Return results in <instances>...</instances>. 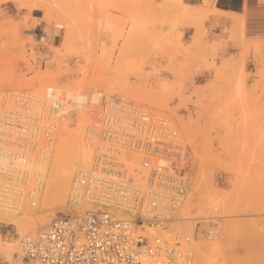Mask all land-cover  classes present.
I'll list each match as a JSON object with an SVG mask.
<instances>
[{"label": "rangeland", "instance_id": "374dc122", "mask_svg": "<svg viewBox=\"0 0 264 264\" xmlns=\"http://www.w3.org/2000/svg\"><path fill=\"white\" fill-rule=\"evenodd\" d=\"M33 3L37 0H0V30L5 32L4 38L0 34V92L9 104L14 105L15 96L30 98L53 84L68 90L63 96L108 87L102 91L107 93L101 111L109 109L110 99L119 103L126 97L169 117L188 151L184 167L192 181V207L185 205L183 211L207 216L192 223L175 221L171 230L191 231L196 221L205 229L217 214V203L205 211L206 193L224 198L217 207L220 243L200 235L196 247L202 252L195 250L194 264H264V51L213 46L207 28L212 2L194 15L181 13L172 0H38V8ZM29 5L43 23L59 26L55 44H46L38 31L37 38L31 37L37 21L29 24ZM47 8L52 22L45 18ZM76 111L70 108L66 114L71 129L77 127ZM65 213L40 215L35 231L16 242L11 258L0 252V264H25L24 238H34ZM0 235L6 242L18 238L16 227L2 222Z\"/></svg>", "mask_w": 264, "mask_h": 264}, {"label": "built area", "instance_id": "2783aa9c", "mask_svg": "<svg viewBox=\"0 0 264 264\" xmlns=\"http://www.w3.org/2000/svg\"><path fill=\"white\" fill-rule=\"evenodd\" d=\"M3 95L0 92V131L7 134V141L2 146L18 151L23 141L21 133L31 131L22 129V118L14 110H19L16 106L20 100L28 101L32 96H15L18 99L11 106ZM51 108V116L57 117L61 109ZM167 136L162 130L150 133L144 144L132 135L129 137L134 140L104 139L96 147L99 154L94 168L81 173L73 187L72 205L76 209L89 207L82 216L65 213L34 238H24L22 261L194 264L200 235L213 240L212 233L221 229L222 217H211L205 229H200L201 223L196 221L191 231H170V223L183 208L191 179L186 175L187 157L180 141L175 137L166 140ZM139 154L146 157L140 159Z\"/></svg>", "mask_w": 264, "mask_h": 264}, {"label": "bare ground", "instance_id": "6f19581e", "mask_svg": "<svg viewBox=\"0 0 264 264\" xmlns=\"http://www.w3.org/2000/svg\"><path fill=\"white\" fill-rule=\"evenodd\" d=\"M172 1L178 6V9L180 8L181 13H184V15L203 13L202 7L197 5L185 2L184 0ZM37 3H33L31 6L38 8L40 4ZM205 3H208V1L205 0ZM46 10H48V14H45V18L51 19V21L54 20V15L49 14L50 10L48 8ZM133 16L135 15H131V18ZM138 18L136 19L138 20ZM132 20L131 22L134 21ZM68 23L71 26V22ZM130 27L132 29V25ZM108 89L106 87L105 90H95L94 93H87L88 91H70L69 96H63V93H66L68 90L62 85L53 84L46 87L42 93L32 95L28 101L25 98L20 100L19 105L16 106L19 110H14V113L22 118V129L28 132L31 131L32 133H21L23 141L18 145L20 147L18 151H10L2 146L7 141L5 138L7 134L0 131V223L15 226L18 234V238L15 241L6 242L0 239V252L7 258L12 257L14 251L17 249L16 242L21 237L26 236L30 231H35L37 228V218L40 215L56 212H75L80 216L83 215L89 205L78 209L72 205L73 187L81 173L94 168L95 160L99 154L96 147L101 145L104 139H112L113 137L125 140L135 139L144 144L146 137L150 133L153 134L162 130L168 135L165 138L166 140H171L175 137L180 141V145L186 153L185 157L188 158L187 146L184 143L180 129H178L179 127L169 117L159 113L153 107L146 104L133 103L127 100L126 97H123L121 101L119 100V103H115L116 100L110 99L108 101L109 109L101 111V100L107 93L104 94L102 91H107ZM67 99L71 103H67ZM31 102H34V104H31ZM53 105L61 109L57 117L51 116V106ZM70 108L76 109L79 113L75 129L70 128L69 118L66 116ZM95 108L101 112H94L95 115L93 117H87L88 113H92ZM17 121L13 122L16 123ZM49 121L52 123H49ZM114 131L118 134H114ZM111 133H113V136ZM131 135L135 138L129 137ZM138 157L143 159L146 156L139 154ZM141 168V166H138L139 170ZM191 183L192 181L189 183V188L183 200V208L176 213L173 222L192 223L197 218L207 217L205 215L203 217L189 216V214L193 213L188 212L189 209H187L190 207L191 196H189V193L193 187ZM206 195L205 199L207 200L203 204L205 211L210 210L212 205L217 203V206L214 204V208L217 213L216 216H218L221 211L217 207L223 206L224 198L214 196L215 198L211 199L209 193H206ZM185 205H188V207L185 208L187 212L184 213ZM41 226L44 227L43 225ZM251 228L254 230L253 227ZM147 230L152 232V229L148 228ZM215 232V234L212 233L213 240L211 241L216 243L220 239L222 231L218 229ZM219 241L218 243H220ZM196 252L201 253L202 250L197 248ZM197 260H200L199 256ZM216 262L219 264L218 261ZM216 262L213 264H216Z\"/></svg>", "mask_w": 264, "mask_h": 264}, {"label": "crops", "instance_id": "0c3cea01", "mask_svg": "<svg viewBox=\"0 0 264 264\" xmlns=\"http://www.w3.org/2000/svg\"><path fill=\"white\" fill-rule=\"evenodd\" d=\"M207 1L208 3H205V0L185 2L202 7V9L212 2V12L208 16L207 28L209 40L213 46H229L227 50L231 52L239 50L236 46H246L251 54L255 51H264V0ZM32 9L29 5V10ZM37 11L36 9L31 11L29 24H32V19L37 21L29 31L31 37L37 38L38 31L46 44H55L60 32L59 26L43 23L42 17ZM0 34L3 38L5 37L3 30H0ZM252 57L251 55L250 58L252 59Z\"/></svg>", "mask_w": 264, "mask_h": 264}]
</instances>
